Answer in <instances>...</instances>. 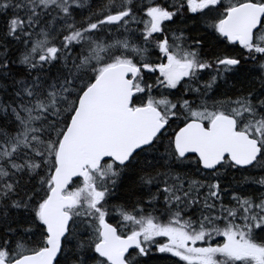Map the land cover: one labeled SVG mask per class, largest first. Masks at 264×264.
Returning a JSON list of instances; mask_svg holds the SVG:
<instances>
[{
	"label": "snow or ice",
	"instance_id": "obj_1",
	"mask_svg": "<svg viewBox=\"0 0 264 264\" xmlns=\"http://www.w3.org/2000/svg\"><path fill=\"white\" fill-rule=\"evenodd\" d=\"M0 264H264V0H0Z\"/></svg>",
	"mask_w": 264,
	"mask_h": 264
}]
</instances>
